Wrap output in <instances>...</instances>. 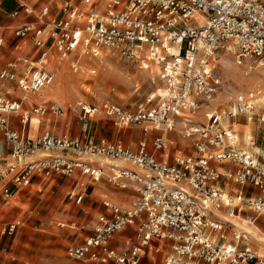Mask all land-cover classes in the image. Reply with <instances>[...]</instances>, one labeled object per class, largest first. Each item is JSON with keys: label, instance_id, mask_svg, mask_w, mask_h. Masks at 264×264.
I'll return each instance as SVG.
<instances>
[{"label": "built area", "instance_id": "obj_1", "mask_svg": "<svg viewBox=\"0 0 264 264\" xmlns=\"http://www.w3.org/2000/svg\"><path fill=\"white\" fill-rule=\"evenodd\" d=\"M19 5L13 16L23 11L35 20L16 27L14 34L28 38L33 49L0 64L2 194L10 197L36 179L65 177L74 180L68 198L81 204L82 178L98 181L108 169L109 182L133 187L138 196L128 206L106 202L109 213L98 217L82 243L69 248L71 259L139 264L148 251L168 248L165 264H264L253 248L255 215H264V156L240 148L238 132L225 122L251 112L254 93L238 95L227 114L207 113V122H189L221 87L215 75L221 51L233 53L238 64L258 60L264 65V0H54L40 10L28 0ZM103 52L151 72L154 66L167 93L153 106L133 108L80 101L77 134L48 129L29 136L13 126L12 117L27 125L34 115L66 116L62 106L42 98L55 78L49 64L70 61L77 71L83 54ZM98 116L119 128L139 127L144 138L135 150L121 140H97L90 122ZM172 132L191 140L195 150L162 161L158 155L169 148ZM222 180L239 186L233 198L220 186ZM246 187L259 195L248 196ZM137 220L134 240L114 248L116 235Z\"/></svg>", "mask_w": 264, "mask_h": 264}, {"label": "rangeland", "instance_id": "obj_2", "mask_svg": "<svg viewBox=\"0 0 264 264\" xmlns=\"http://www.w3.org/2000/svg\"><path fill=\"white\" fill-rule=\"evenodd\" d=\"M219 55L215 75L221 79V87L209 106L202 107L189 122L205 123L207 113L227 114L233 109L238 95L252 92L255 95L254 109L250 113L231 117L230 125L234 126L235 123L234 127L240 137L244 136V142L253 137L256 140L255 148L264 145V65L258 60L238 64L229 51H221ZM79 61L81 67L77 71L71 68L70 61H61V75L58 76L54 69L58 62L54 60L50 66L55 75L54 82L42 95L43 99L57 103L67 112L66 116L60 118L65 123L72 122L78 126L76 107L80 101L89 104L110 101L133 108L140 103L153 106L160 100L159 95L167 93L164 83L156 75L158 69L154 66L151 72L150 69L140 68L110 52H103L98 57L83 54ZM250 65L253 71L248 73ZM46 94L50 98L46 99ZM95 118L90 122L92 136ZM259 118L263 119L261 124ZM69 131L77 134L79 129L76 133ZM140 135L139 140L144 138L143 132ZM131 138L135 139L136 134H132ZM168 144L165 153L158 155L162 161L171 162L175 154L195 150L191 140L184 138L180 132L170 133ZM118 163L113 162L122 165ZM107 175L101 181L90 184L88 191H95L101 185L110 191L119 190L105 178ZM90 179L88 177L87 180ZM73 183L72 179L52 177L37 179L35 184L14 191L10 197H5L0 191V264H86L71 259L69 248L82 243L92 233L100 213L94 220L92 211L86 206V199L76 204L68 198ZM111 202L120 204L117 201ZM101 206L104 208L103 202ZM13 223L18 225L10 232L8 226Z\"/></svg>", "mask_w": 264, "mask_h": 264}, {"label": "crops", "instance_id": "obj_3", "mask_svg": "<svg viewBox=\"0 0 264 264\" xmlns=\"http://www.w3.org/2000/svg\"><path fill=\"white\" fill-rule=\"evenodd\" d=\"M28 1L31 4H33L37 10H40L41 7L45 4H49L52 6L54 5V0H28ZM19 6H20L19 0H0V39H2V43L0 44V64L11 61L13 58H15V56L19 54L28 55L33 49V45L28 38H18L14 34V29L16 27L26 22L35 20V17L33 15H28L23 11L20 13V15L13 16L12 15L13 11L19 8ZM16 45L18 46V48H16ZM59 64L60 63L58 62V65ZM50 66L51 64H49L48 67L50 68ZM46 91L47 89L44 90L43 93L45 94ZM246 113H250V112H246ZM238 115L240 114H237L235 117H237ZM60 118L61 117H55L52 115H48L44 118H41L37 115H34L30 119L27 125L20 124L16 117H12V120H13V126L15 128L19 129L20 131L25 132L29 136L40 135L41 133H43L45 130H48V129L52 130L56 134H61L64 132H71L69 130H73L75 133L78 132L79 123H78V126L77 124L76 125L72 124V122L65 123ZM95 119H96L95 120L96 122L93 125L92 133H93V136L97 140H101V139H105L107 141L121 140L128 147L134 150L137 148V145L139 143L137 141H140L139 140L141 138L140 133L142 134L140 128L138 127L119 128L115 126L113 121H111L108 118L99 116ZM249 119H251V117H249ZM225 122L228 125L230 124V120L228 119H226ZM233 125L235 126V123ZM234 126H233L234 130L238 132ZM70 127L72 128L69 129ZM126 129H130V130L127 131ZM132 134H136L135 139L131 138ZM238 134L240 137L239 132ZM243 137L244 136L240 137V144H239L240 148L246 149L249 152L254 153L257 156H262V157L264 156V145L263 144L261 146H256L255 148L254 145L256 144V140H254L253 137H249L245 142L243 140L244 139ZM1 138H2V133L0 132V140ZM249 139H252L254 143L249 144L248 143ZM0 147H1V142H0ZM217 166H220L221 168H224V169H234L235 168L234 165H229V164H221V165L218 164ZM105 171L106 173H109L108 169H105ZM62 178H65V177H62ZM103 178H101L98 181H93L90 178H89L90 181H88L87 180L88 177L82 178V181L85 185L84 190L86 189V196H85L86 206L92 211L91 214L93 215L94 220L97 218L98 213H100V215L109 213V208L105 205L106 202L117 201L120 204L115 203V202H112V203H115L121 206H128L138 196L137 192L135 191L133 187L122 188L120 186H116L113 183L111 184H113V186L118 187L119 190L110 191V189H107L106 186L101 185L100 187H97L95 191L94 190L88 191L90 184L97 183L101 181ZM105 178H107V176ZM47 179H50V178H47ZM68 179H71V178H68ZM35 183L36 181L34 182V184ZM220 186L224 189L227 196L231 198H233L235 191L239 187L237 184L231 181H226V180H222L220 182ZM15 191H18V190H15ZM245 191L247 192L248 196L259 195V192L257 191V189L253 187H246ZM104 198H109L111 200L109 201L103 200ZM102 202H103L104 208H102L101 206ZM255 218H256V221L253 226V229L257 233L258 237L256 238V240L253 241V248L257 251V253L264 256V215L256 214ZM138 223L139 221L137 220L136 223L120 231L116 235L115 239L112 241V246L116 249H122L125 246L126 244L125 242L127 240H134L135 231H136ZM229 241L230 242L232 241L231 237H229ZM155 244L157 246H160V243H155ZM169 252H170V249L168 248L160 249L158 251L150 250L141 259L139 264H165V258ZM84 262L86 264H89L88 261H84Z\"/></svg>", "mask_w": 264, "mask_h": 264}, {"label": "bare ground", "instance_id": "obj_4", "mask_svg": "<svg viewBox=\"0 0 264 264\" xmlns=\"http://www.w3.org/2000/svg\"><path fill=\"white\" fill-rule=\"evenodd\" d=\"M198 19H202L200 22H202L203 21V18L202 17H198ZM54 67V66H53ZM154 68V67H153ZM55 71H56V74L55 75H58V76H60L61 75V69H60V67H59V65H57L55 68ZM155 69V68H154ZM156 71V70H155ZM161 92H163V86L161 87ZM44 97H46V98H50V96H49V94H46V96H44ZM247 140V139H246ZM114 163H118V162H114ZM118 164H120V163H118ZM64 225V224H63Z\"/></svg>", "mask_w": 264, "mask_h": 264}]
</instances>
